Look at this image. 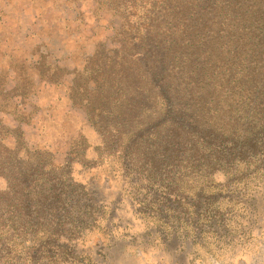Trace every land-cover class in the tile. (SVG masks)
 <instances>
[{
	"label": "rangeland",
	"instance_id": "1",
	"mask_svg": "<svg viewBox=\"0 0 264 264\" xmlns=\"http://www.w3.org/2000/svg\"><path fill=\"white\" fill-rule=\"evenodd\" d=\"M147 1L0 0V194H8L0 198V264H31L43 247L58 249V264L84 256L94 264H264V0H172L158 18L160 6L144 13ZM146 16L151 31L177 43L164 59L184 79L194 71L189 35L208 73L249 52L232 154L214 156L190 120L211 114L206 96L194 106L180 84L182 105L163 114L152 81L159 68L142 59L138 39ZM156 36L148 35L151 48ZM110 70L126 78L120 103L112 95L108 118L89 119L85 106L100 113L97 85ZM36 149L68 164L75 186L55 206L63 223L43 240L13 226L15 178Z\"/></svg>",
	"mask_w": 264,
	"mask_h": 264
},
{
	"label": "trees",
	"instance_id": "2",
	"mask_svg": "<svg viewBox=\"0 0 264 264\" xmlns=\"http://www.w3.org/2000/svg\"><path fill=\"white\" fill-rule=\"evenodd\" d=\"M129 1V0H126ZM202 2L204 0H198ZM208 6L214 5V0H206ZM221 5L220 1L218 3ZM144 13L150 8V13H153L155 6H160L158 12H155L154 18H158L164 11H168L169 8L174 9L172 0H153L147 1L142 4ZM168 6V8H165ZM205 8V6H204ZM145 22L142 24V35L139 39L141 46L142 59L149 58L155 61V65L159 68L154 77H152L153 85L158 84L160 94L161 110L164 115L171 114L174 110L173 105H178L179 108L182 105L178 99L175 88L180 84H185L189 87V90H183L189 95L190 103L194 106L202 105L201 100L207 99L205 105L213 104L214 108L210 110L211 114H208V118L205 120L199 117H191L190 120L195 124V128L198 129L203 135L204 139L212 143L215 148V154L217 157L226 156V153L218 155L221 151L227 149L229 154L235 150V136L233 125L235 121V101L238 93L247 90L249 81L251 80L252 73L249 66V52H238L239 59H233L232 64H225L220 67L219 71L212 70L209 73L205 71L203 60L200 56L194 53L195 43L194 37L197 35H189L191 41L187 42V45L191 46L189 55L195 59L193 64V72L189 73V78L184 77L179 73L175 66L164 58L170 54H177L178 52L173 48L177 45L175 40H166L162 38L161 30L151 31L152 24L150 25L148 17H145ZM151 31V32H150ZM155 32L157 34L158 43L154 48L148 44V35ZM176 58V57H175ZM227 61V60H226ZM245 61V62H243ZM123 71L116 73H106L103 77H100L99 84L97 85V91H99V100L96 105L100 113L98 114L89 105L85 106V114L87 118L93 119L95 116L108 118L106 115L110 105L111 96H115L116 106L120 103L119 85L122 83ZM143 78H146L144 75ZM50 80L44 82L47 87L50 85ZM109 87L110 89H107ZM117 90V91H116ZM172 90V93L170 92ZM70 94V93H69ZM174 98V99H173ZM248 98H246L247 100ZM76 101V100H75ZM246 102V101H241ZM177 103V104H176ZM177 111L175 107L174 113ZM87 112V113H86ZM104 115V116H103ZM181 116V114H178ZM183 116V115H182ZM100 118V119H102ZM112 119H115L114 117ZM218 121L223 125L222 130H214L207 128L208 122ZM115 126L114 128H116ZM37 150V149H36ZM25 174H19L15 180L16 184L13 187V195L16 199V205L14 206V231L15 233H28V229L32 228L31 233H38L35 240H43L45 233H50L52 229L58 224H62L59 217V211L55 208L58 203L63 202L64 196H67L66 189H74L75 186L72 183L69 172L70 168L68 164L57 166L53 163V159L47 152L40 150L27 153ZM25 175V177H24ZM7 182H14L12 178H8L6 175L3 177ZM14 184V183H13ZM16 187V189H15ZM20 194H25L26 201L20 200ZM6 193H1L0 198L7 197ZM23 215V218L21 217ZM146 215V213H145ZM145 216V223L149 224L150 219ZM26 229V230H25ZM50 243V241H47ZM46 243V242H45ZM38 257L34 261H30L31 264H38L44 262V264H58L61 260L60 253L55 247H43ZM68 254H66L67 256ZM71 264H94L88 257H79L70 261Z\"/></svg>",
	"mask_w": 264,
	"mask_h": 264
}]
</instances>
